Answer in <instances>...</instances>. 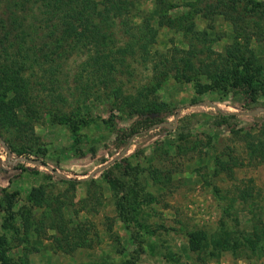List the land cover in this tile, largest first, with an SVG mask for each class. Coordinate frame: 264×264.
Segmentation results:
<instances>
[{"label": "rangeland", "instance_id": "obj_1", "mask_svg": "<svg viewBox=\"0 0 264 264\" xmlns=\"http://www.w3.org/2000/svg\"><path fill=\"white\" fill-rule=\"evenodd\" d=\"M254 2L264 4L248 3ZM195 3L164 0L167 14L178 19L169 28L156 24L154 0H136L129 22L149 19L156 31L151 51L187 49V43L201 52L221 51L233 40L230 24L216 17L207 29ZM260 28L264 31V25ZM202 33L209 43L193 39ZM256 36L248 47L263 70L254 73L258 93L248 105L254 107L251 112L264 110V40ZM85 56L62 67L54 103L45 94L34 99L46 107L37 109L31 129H0V264H264V158L257 151L258 145L264 148V115L261 120L250 113L233 115L247 99L205 87L203 79L198 84L169 79L153 96L178 115H167L155 129L131 135L121 146L141 120L113 97V88L134 96L151 70L129 62L103 84L80 67ZM219 156L235 158L230 172L213 173ZM65 179L76 180L73 187ZM243 183L254 192L245 202L235 199V187ZM37 186L45 194L38 207L28 197ZM58 202L64 204L62 221L71 232L68 253L54 246L46 221L39 231L33 225L29 233L22 231L23 220L39 219L47 203ZM195 230L233 238L244 231L258 233L259 239L253 235L243 248L197 257L189 248ZM80 239L83 245L75 247Z\"/></svg>", "mask_w": 264, "mask_h": 264}, {"label": "trees", "instance_id": "obj_2", "mask_svg": "<svg viewBox=\"0 0 264 264\" xmlns=\"http://www.w3.org/2000/svg\"><path fill=\"white\" fill-rule=\"evenodd\" d=\"M135 1L0 0V129L8 131L13 128L22 133L31 129L30 124L37 109L46 107L44 103L34 102V99L45 94L54 103L59 96L56 91L58 74L67 60L81 55L87 57L85 64H79L82 70L86 67L92 77L103 84L113 81V74L121 72V67L126 70L129 62L141 66L147 64L151 70L150 79L135 90L134 96L121 93L117 87L113 88V97H118L121 106L141 120L136 123L128 140L121 141V146L128 143L131 135L141 136L155 129L154 124L166 121L167 115L175 114V111L166 109L165 103L153 96L155 89L169 79L195 84L203 79L207 83L205 87H217L247 99V106L233 112V115L245 114L254 109L248 105L256 102L258 92L255 87L258 86L254 85L257 83L254 73L260 71L262 66L259 64L260 58L254 55L248 45L256 35H262L264 40V31L260 28L264 25L263 3H248L250 0H195L193 7L200 18L207 22V29L211 27L209 22L220 17L230 24L234 33L232 42L223 46L221 51L205 48L201 52L190 43H187V49L171 47L151 51L156 31L148 23L149 19L141 16L139 23L129 22L130 9ZM154 5L156 24L173 27V20L178 19L167 14L164 0H154ZM253 26L258 31L247 30ZM193 39L200 43L211 41L205 33ZM215 112L217 116H223L217 109ZM262 115L264 112L258 111L251 117L261 120ZM7 147L11 152H19L11 144H7ZM257 151L264 158V148L258 145ZM213 161L215 175L230 172L231 166L236 164L234 157L222 159L219 156ZM66 181L73 187L76 180ZM212 189L217 191L214 186ZM235 192V199L241 202L251 200L254 193L249 183L235 187ZM28 197L36 207L45 201L44 190L40 186L32 187ZM60 203H47L39 219L23 220L22 231L29 233L31 225L35 232L39 231L46 221L47 228L53 231L50 238L54 246L68 253L73 249L68 243L71 232L63 224L64 204ZM120 219L125 222L122 216ZM192 235L195 238L189 240V248L197 257L243 248L247 243H252L253 235L256 240L259 239L258 233L244 231L236 232L234 238L199 230L193 231ZM75 237L79 239L78 234ZM82 243L80 239L74 246H81ZM0 255L2 261L3 255ZM23 264L29 263L24 260Z\"/></svg>", "mask_w": 264, "mask_h": 264}, {"label": "water", "instance_id": "obj_3", "mask_svg": "<svg viewBox=\"0 0 264 264\" xmlns=\"http://www.w3.org/2000/svg\"><path fill=\"white\" fill-rule=\"evenodd\" d=\"M258 111H260V110H255V111H253V112H248V113H250V114H255L256 112H258ZM261 111H263L264 112V110H261ZM178 115V112H176L175 114H174V118L176 117ZM160 125H162V124H160ZM0 144L2 145V146H4V143L0 140Z\"/></svg>", "mask_w": 264, "mask_h": 264}]
</instances>
